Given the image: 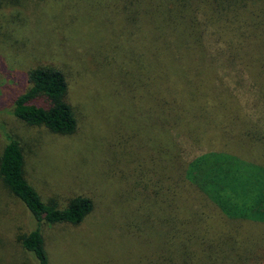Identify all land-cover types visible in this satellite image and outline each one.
<instances>
[{"label":"rangeland","instance_id":"374dc122","mask_svg":"<svg viewBox=\"0 0 264 264\" xmlns=\"http://www.w3.org/2000/svg\"><path fill=\"white\" fill-rule=\"evenodd\" d=\"M126 1L0 0V154L9 137L18 142L24 178L42 202L54 201L58 208L77 197L91 202L78 224L38 226L0 179V264H35L18 242L35 225L47 264H223L220 259L230 255L165 248L176 234L173 186L169 195L170 175L163 171L160 180L157 158L160 150L168 151L161 147L167 134L137 71L139 40L132 36ZM37 67L64 74L65 100L76 121L72 134L26 126L11 115L13 100L26 88L24 75ZM250 122L258 127L253 117ZM167 123L175 128V120ZM188 129L193 130L180 126L185 134ZM190 136L214 146L237 142L235 129L219 122ZM242 155L264 165V157ZM209 221L216 227V220ZM238 224L264 233V226ZM231 236L247 246L263 242L246 231Z\"/></svg>","mask_w":264,"mask_h":264},{"label":"trees","instance_id":"16d2710c","mask_svg":"<svg viewBox=\"0 0 264 264\" xmlns=\"http://www.w3.org/2000/svg\"><path fill=\"white\" fill-rule=\"evenodd\" d=\"M124 8L139 40L137 71L148 101L163 114L161 132L167 134L161 147L168 151L160 150L157 158L160 180L167 170L168 192L173 186L176 234L174 242L166 239L165 248H207L203 251L229 252L230 264H264V233L238 224L264 226V165L242 155L264 157L259 153H264V0H127ZM24 78L26 88L13 100L11 115L26 126L72 134L76 121L65 100L64 74L37 67ZM218 122L235 129V146L192 141L194 129L204 131ZM182 125L193 130L185 134ZM0 179L38 226L75 225L91 211V202L82 197L64 208L42 202L24 178L22 151L11 137L0 154ZM38 226L18 242L35 264H47ZM238 231L258 234L263 242L238 243L231 236ZM226 258L220 259L223 264Z\"/></svg>","mask_w":264,"mask_h":264}]
</instances>
